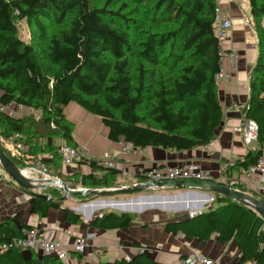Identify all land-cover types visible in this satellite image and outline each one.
Here are the masks:
<instances>
[{"label":"trees","instance_id":"16d2710c","mask_svg":"<svg viewBox=\"0 0 264 264\" xmlns=\"http://www.w3.org/2000/svg\"><path fill=\"white\" fill-rule=\"evenodd\" d=\"M129 1L137 7L132 13L139 8L134 18L104 6L93 7L90 0H0V101L14 100L41 110L37 120L0 114L1 137L11 133H20L28 140L55 137L78 147L72 137L73 124L64 113L73 103L99 118L110 142L123 140L141 149L181 151L214 139L222 119L215 80L220 69V49L213 33L215 0ZM146 3L151 5L143 8ZM248 4L258 54L249 74V100L242 112L245 119L256 122L258 130L256 146L229 166L228 175H239L254 164L264 145V0H248ZM115 18L123 19L125 27L117 25ZM16 20H25L37 30V38L45 43L42 53L19 37ZM49 27L54 29L47 34ZM0 148L17 168L28 162L27 156L43 153H50L54 172L60 167L50 142L43 148H31L28 155L11 154L1 141ZM78 164L96 173L74 172L66 178L91 188L111 186L120 173L94 159L82 158ZM55 190H43L50 200L31 198L30 214L45 218L49 210L61 209L66 222L79 224L80 215L62 208L61 197L46 193ZM213 199L215 208L167 223L165 232L198 242L213 235L218 242L234 239L240 251L238 264H264L263 218L223 195L214 194ZM131 221L127 212L107 211L95 216L89 225L123 229ZM29 227L19 214L0 221V245L21 236L22 228ZM28 253L0 250V264H65L52 256ZM73 255L82 260L81 254ZM101 264L162 263L141 252L130 259Z\"/></svg>","mask_w":264,"mask_h":264},{"label":"crops","instance_id":"0c3cea01","mask_svg":"<svg viewBox=\"0 0 264 264\" xmlns=\"http://www.w3.org/2000/svg\"><path fill=\"white\" fill-rule=\"evenodd\" d=\"M219 8L222 15L233 20V26L227 36V45L237 52V59L236 70L230 74V77L217 83V96L222 108V119L214 131V139L207 145L189 150L175 151L146 147L137 148L136 154L122 157L118 153V142L107 140L106 128L101 125L99 118L85 112L75 104L69 103L64 109L65 117L73 124L72 137L78 148L83 146L87 148L85 155L87 158L96 159L103 151L110 150L117 156L119 171L121 167L126 166L132 170L131 166L142 168L154 164L174 166L194 161L213 175H217L226 164L242 159L249 149L256 146L254 142L249 146L245 145L241 133L245 119L242 108L249 100V74L258 54V39L252 25L248 0H219ZM261 25L264 27V19L261 21ZM231 65L232 62L228 57L220 60V67L224 71L229 72ZM42 158L48 161L51 169L53 162L50 153H44ZM57 171L63 172L64 178L67 177L65 173L70 172L81 175L90 172L96 173L85 164L64 168L60 166ZM52 173L54 172L52 171ZM118 176L127 181L126 186L144 182L141 175L132 174L130 171L126 175L119 173ZM159 189H173V191L161 194L156 192ZM149 190L151 192H148ZM189 190H191V194L186 193L185 196L176 197L177 194ZM9 195L10 197H7ZM210 197L214 198V193L206 188L190 189L188 187L163 186L148 187L141 192L130 194L127 198L108 200L109 202H118L117 206L95 208L92 203H82V200H77L73 206H61L70 211L73 207H79L81 204L83 208L92 206L90 214L85 216L82 215V210L72 211L80 215V223L77 225L66 222L61 209L49 210L45 218L30 214L27 199V215L24 216L23 213L20 219L31 226L49 225L55 229V237L58 240L69 243L74 236L92 233L93 238L89 240L86 252L81 254L82 260L76 258L72 253L63 261L65 264H83L84 261L101 264L115 259H130L141 252L162 264H181V259L191 251L201 252L214 259L218 264H238L240 251L234 239L218 242L216 236L213 235L206 241L198 242L196 239H189L182 234L173 235L164 230L167 223L183 221L198 211L215 208L217 203L214 199L210 200ZM158 198L164 200L159 202ZM13 199H15L14 192L0 183V221L15 215H6L9 210L7 204L14 202ZM109 210L129 213L132 217L130 226L123 229L104 230L89 225L90 220L95 216ZM28 252L22 251L25 256L29 254Z\"/></svg>","mask_w":264,"mask_h":264},{"label":"built area","instance_id":"2783aa9c","mask_svg":"<svg viewBox=\"0 0 264 264\" xmlns=\"http://www.w3.org/2000/svg\"><path fill=\"white\" fill-rule=\"evenodd\" d=\"M215 18L213 23V33L217 39L220 49V60L228 57L232 65L230 71H224L221 67L215 75L217 83L230 77V74L236 70L237 52L227 45V36L233 26L232 18L222 15L219 8V0H215ZM41 110L25 106L14 100L7 102L0 101V114L7 115L12 118L21 119L23 117L32 116L35 120L40 117ZM53 127V124L51 123ZM1 129V125H0ZM257 124L251 119H244L241 133L242 141L249 146L256 141L257 138ZM0 141L3 146L14 155H28L31 148L41 146L42 148L50 142L52 147H55V152L59 157L60 166L71 167L78 164L82 158H87V148L75 147L68 144L62 138H38L26 139L20 133H11L7 137H1ZM119 154L124 156H131L136 154L137 148L127 141H119ZM44 154V153H43ZM43 154H36L35 156H27L28 162L21 168H17L20 174L31 185L38 187L37 192L42 193V190L56 189L61 191H83L85 187H78L70 189L63 177V172L52 173L50 165L44 162L40 156ZM117 156L110 150H105L96 160L100 165L106 168H118ZM232 163L224 166L221 172L213 175L209 170L202 168L197 162L190 161L180 165H160L154 164L149 167L129 166L121 167L120 173L126 175L129 173L141 175L144 182L138 184H148L149 187H157L156 183H172L174 181H210L216 184H221L236 190L243 189L250 191L258 196L264 198V145L260 148L259 156L254 164L247 166L241 171L239 175H228L227 171ZM67 176L72 173H65ZM69 180H73L70 178ZM132 185H137L132 184ZM122 187V186H121ZM118 188V187H117ZM92 189V188H89ZM210 200H213L210 197ZM264 230V224L261 227ZM22 235L14 237L10 241L0 245V250L8 248L17 249L20 251H33L40 255L52 256L58 260H65L72 253L84 254L88 248L89 240L93 238V234L77 235L72 238V241L65 242L58 240L55 237V229L49 225L46 226H31L29 228H22ZM181 264H218L214 259H211L201 252L191 251L181 259ZM243 264H256L255 262H245Z\"/></svg>","mask_w":264,"mask_h":264},{"label":"rangeland","instance_id":"374dc122","mask_svg":"<svg viewBox=\"0 0 264 264\" xmlns=\"http://www.w3.org/2000/svg\"><path fill=\"white\" fill-rule=\"evenodd\" d=\"M125 4L127 6L126 9H125ZM90 5L93 7L104 6L106 9L118 11L120 15L122 14L125 16L126 14H128L129 17H133V18L139 14V8L136 12L132 13V9H136L137 7H133V5L130 3L129 0H120V1H116V0H90ZM150 5L151 4L146 3L142 7L147 8ZM113 21L117 25H119L121 27H125L123 19L121 20L120 18H115ZM16 26H17V31H18L19 37L24 42L32 44L36 51H39L42 53V51L45 48V43H44V41L37 38L38 37L37 30L32 25L28 24L25 20H16ZM53 29L54 28H50V27L47 28L46 33L49 34ZM42 56H43V54H42ZM160 69L162 71L164 70V68H160ZM40 156L42 157V155H40ZM51 171L54 172L53 167H51ZM65 181L67 182V186L70 189H76V186L91 188V187H88V185H86V186L80 185L77 180L73 181V180H69V179L65 178ZM0 183H2L3 185H6L8 187V189L11 190V192H14V195H15V199H13L15 201L11 202L10 204H7L8 205L7 207H9V210L6 212V215L7 214H12V215L13 214H20V217H22L23 213H24V216H26L27 210H28L27 199H29V198H27V197H29L28 192L25 191L24 189H22L21 187L17 186L16 184H14L13 181L5 174V172L3 171L1 166H0ZM125 184H127V181H124L121 176H117L115 178V180L112 182L111 186L93 187L92 189H102V188H109V187L117 188V187H121V186H126ZM60 190L61 191H59V190H55V191H51V192L46 191V193H51L54 197H61L62 198V206L63 205L73 206L77 200H82L83 201L82 203H92V206L97 208L99 206H95V205H97L98 203H101V202H97L94 204L93 201L94 202H96V200L102 201L105 204H107V202H105V201H108L111 199L117 200L120 198H127L130 195V194H114V193L105 194V195H87V194H76V193L71 194V193L66 192L65 190H62V189H60ZM171 191H173V189H159L156 192L162 194V193H167V192H171ZM148 192H151V190H149ZM153 192H155V191H153ZM7 197H10V195ZM7 200H9V199H7ZM158 200H160V198H158ZM109 203L115 204L112 201H110ZM108 204L106 205V207L108 206ZM92 206H87L84 208L81 207L82 215L85 216L86 214H90ZM176 206L179 207L180 205H176ZM109 207H111V206H109ZM19 210H21V211H19ZM139 210H140V208H139Z\"/></svg>","mask_w":264,"mask_h":264},{"label":"water","instance_id":"95a60500","mask_svg":"<svg viewBox=\"0 0 264 264\" xmlns=\"http://www.w3.org/2000/svg\"><path fill=\"white\" fill-rule=\"evenodd\" d=\"M0 166L2 167L5 174L13 181L14 184L21 187L29 194L28 201L30 202L31 198L38 197L43 200H50L48 195L44 193L37 192L38 187L31 185L27 180L20 174L17 167L14 163L5 155L3 150L0 148ZM155 186L163 187V186H172L177 188L188 187L190 189H200L206 188L214 194H220L225 197H228L232 200L238 201L253 210H255L264 220V200L257 199L247 193H244L240 190H236L230 187L223 186L221 184H216L210 181H198V180H188V181H174L172 183H156ZM148 184H137V185H128L122 186L118 188H113L110 190H100V189H89L86 188L83 191H69L68 193H76V194H87V195H105V194H132L138 193L146 188H148ZM186 193L191 194V190L188 192H183L181 194H177L176 197L185 196ZM172 198V197H171ZM97 201V200H96ZM94 202V201H93ZM81 207H73L71 211L81 210ZM199 212V211H198ZM196 212L195 214H197ZM194 214V215H195ZM193 216V215H191ZM91 221V220H90ZM180 222V221H179Z\"/></svg>","mask_w":264,"mask_h":264},{"label":"bare ground","instance_id":"6f19581e","mask_svg":"<svg viewBox=\"0 0 264 264\" xmlns=\"http://www.w3.org/2000/svg\"><path fill=\"white\" fill-rule=\"evenodd\" d=\"M110 189H113L112 187H109V188H102V189H100V190H110ZM150 200V199H149ZM162 200H164L163 198H160V200H158L159 202H161ZM97 202H101V203H98L97 205H95V206H99V207H104V206H106L108 203H109V201H105V202H107V204H105L104 202H102V201H96V202H93L94 204L95 203H97ZM115 204H108V206H117V205H119V203L118 202H114ZM129 203V202H128ZM96 208V207H95ZM98 208V207H97Z\"/></svg>","mask_w":264,"mask_h":264}]
</instances>
